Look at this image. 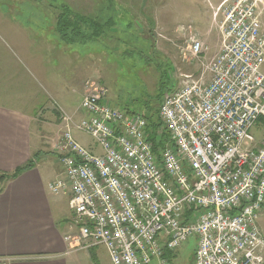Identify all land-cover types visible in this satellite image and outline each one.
<instances>
[{"label":"built area","instance_id":"2783aa9c","mask_svg":"<svg viewBox=\"0 0 264 264\" xmlns=\"http://www.w3.org/2000/svg\"><path fill=\"white\" fill-rule=\"evenodd\" d=\"M262 0H222L219 51L161 99L160 125L113 106L84 81L75 119L56 101L52 143L68 195L69 251L103 245L111 264H171L196 238L192 264H264V17ZM219 9V8H218ZM216 17V13L214 14ZM202 41L188 46L192 56ZM259 127L261 137L250 138ZM90 136L99 152L73 137Z\"/></svg>","mask_w":264,"mask_h":264},{"label":"crops","instance_id":"0c3cea01","mask_svg":"<svg viewBox=\"0 0 264 264\" xmlns=\"http://www.w3.org/2000/svg\"><path fill=\"white\" fill-rule=\"evenodd\" d=\"M66 1L86 13L98 0ZM0 21V176H7L0 180V264H111L103 245L69 251V197L48 189L62 173L52 149L60 131L52 102L75 119L85 115L82 70L91 56L62 36L57 20Z\"/></svg>","mask_w":264,"mask_h":264},{"label":"rangeland","instance_id":"374dc122","mask_svg":"<svg viewBox=\"0 0 264 264\" xmlns=\"http://www.w3.org/2000/svg\"><path fill=\"white\" fill-rule=\"evenodd\" d=\"M218 1L98 0L92 5L96 10L85 13L71 8L66 0H0V20H57L62 36L73 41L81 55L91 56L90 68L82 70L84 81L104 85L109 102L119 110L152 112L158 117L162 96L180 86L182 76L199 75L219 51L226 4L216 5ZM259 5L264 17V7ZM85 17H92L97 24L89 26ZM2 27L0 21L4 35ZM195 39L206 48L198 56L188 51ZM261 133L254 127L248 136L259 139ZM73 134L99 152L90 136L75 130ZM195 246L196 238L190 237L177 250L172 264H192Z\"/></svg>","mask_w":264,"mask_h":264},{"label":"trees","instance_id":"16d2710c","mask_svg":"<svg viewBox=\"0 0 264 264\" xmlns=\"http://www.w3.org/2000/svg\"><path fill=\"white\" fill-rule=\"evenodd\" d=\"M71 10V9H70ZM92 17H85V20L86 22L90 21V25L89 26H93L95 24H97L96 20H93L91 19ZM77 28L75 29H78V25H76ZM80 32L77 30L76 31V34H79ZM146 118H147V121H148V127L150 129H155L157 128L159 125H160V122H159V119L158 117H156V115L152 112H150L148 115H146ZM30 166V163L29 164H26L25 166H21L19 168H17L15 170V172L11 175V176H14L15 174L19 173L20 171H22L23 169H25L26 167H29ZM7 178V176H0V180H5ZM173 260H171V264H172Z\"/></svg>","mask_w":264,"mask_h":264}]
</instances>
